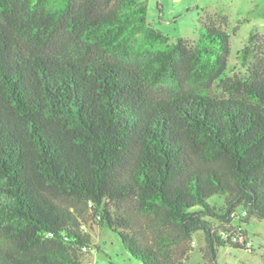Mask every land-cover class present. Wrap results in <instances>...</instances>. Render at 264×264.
Returning <instances> with one entry per match:
<instances>
[{
  "label": "trees",
  "instance_id": "16d2710c",
  "mask_svg": "<svg viewBox=\"0 0 264 264\" xmlns=\"http://www.w3.org/2000/svg\"><path fill=\"white\" fill-rule=\"evenodd\" d=\"M253 39L231 75L213 21L170 44L144 0H0V264H83L92 223L141 264H189L197 232L204 264L245 249L233 222L264 220Z\"/></svg>",
  "mask_w": 264,
  "mask_h": 264
},
{
  "label": "rangeland",
  "instance_id": "374dc122",
  "mask_svg": "<svg viewBox=\"0 0 264 264\" xmlns=\"http://www.w3.org/2000/svg\"><path fill=\"white\" fill-rule=\"evenodd\" d=\"M147 6V24L155 32L167 37L168 43L184 39L196 42L204 25L213 21L230 36L231 55L229 68L231 75H242L245 70L238 60L239 51L248 45L249 35L254 36L256 52L264 42V0H144ZM227 18L224 23L218 17ZM210 204L218 209L224 207L221 197H214ZM241 218L233 222L247 233L245 249L229 246L217 250L215 264H264V220L251 218L241 224ZM218 225V221L213 222ZM93 243L98 246L85 253L83 264H141L132 258L122 246L118 236L98 227L95 223L86 227ZM189 264H204L202 249L204 235L197 232L191 243Z\"/></svg>",
  "mask_w": 264,
  "mask_h": 264
},
{
  "label": "built area",
  "instance_id": "2783aa9c",
  "mask_svg": "<svg viewBox=\"0 0 264 264\" xmlns=\"http://www.w3.org/2000/svg\"><path fill=\"white\" fill-rule=\"evenodd\" d=\"M240 215L244 217V216L247 215V212L243 210V211L240 212Z\"/></svg>",
  "mask_w": 264,
  "mask_h": 264
}]
</instances>
